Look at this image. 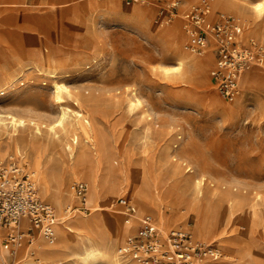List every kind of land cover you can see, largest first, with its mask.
Wrapping results in <instances>:
<instances>
[{
  "label": "rangeland",
  "instance_id": "374dc122",
  "mask_svg": "<svg viewBox=\"0 0 264 264\" xmlns=\"http://www.w3.org/2000/svg\"><path fill=\"white\" fill-rule=\"evenodd\" d=\"M200 1L179 0L176 14L167 20L165 0H134L129 4L121 0H40L37 5L30 6H24L26 4L18 0L12 3L14 5L10 3L13 0H0V112L16 113L24 118H27V113L36 112L53 118L61 106H69L71 115L80 110L82 117L89 115L96 132L100 128L105 132L114 147L118 170L115 178L119 181L128 176L133 162L143 161L153 169L147 173V179L156 176L161 189L175 190V175L170 167L176 164L178 173L186 179H192L189 173L194 170L198 174L196 177L201 176L200 181L203 176L201 198L213 191L226 197L220 208L228 210L227 200L236 195L251 202L255 193L264 194V64H254L253 69L244 73L252 75L257 72L259 80L242 85L239 98L233 101L219 95L211 84L212 44L206 48L212 61L201 71H189L184 76L174 77L163 74L159 68V65L173 64L177 48L190 51L186 47L187 36L181 13L190 4ZM205 1L211 10L209 18L216 11L237 15L240 20L245 17L229 10L228 0H218L217 3ZM232 1L247 8L259 0ZM77 7L81 9L80 14H77ZM133 9L142 12L135 14ZM261 17L260 23L264 25V11ZM243 27H240L239 36L247 39L243 36L246 28ZM249 37L264 43L254 35ZM52 60L56 61L58 69L64 70L59 80L65 82L72 92L71 95L64 93L63 101L54 100L50 76L44 70V65ZM131 94H135L141 104L128 109L125 98ZM210 95H215L218 103H213ZM235 103L238 104L236 109L229 111ZM36 121L37 124H32L25 120L26 133L33 131L35 124L44 132L46 126L40 122L42 120ZM57 132L62 152L60 149L50 159L53 166L61 163L62 159L69 160L70 149L65 148V142L73 145L70 136L64 139L65 133ZM6 139V132L1 130L0 150L3 154L0 159L8 154H20L12 153L15 151L10 150L13 142L7 145ZM175 143L176 147L173 146ZM27 150L22 143L20 151L25 156L20 155L35 171L38 194L62 216L65 204L58 209L43 196ZM188 167H191V172ZM75 179L83 180L89 187L88 180L80 174L66 180L72 205L78 201L70 188ZM123 190L126 192L127 188L101 190L97 202L87 200L90 205L87 210L75 208L70 213L66 212L70 217L65 220L80 214L94 225L95 231L111 235L114 231L112 216L126 220L119 205L114 204L118 196L125 195L119 194ZM186 192L188 196L192 194L190 190ZM168 204L170 202H163L159 211L147 213L161 230L177 227L193 235L190 228L195 222V213L182 208L178 210L180 216L166 219L168 215L175 216L173 210L177 209L176 206L170 208ZM240 213L243 214L242 211L235 213L226 235L246 229ZM134 223L128 233L135 230L137 222ZM4 228V235L12 231L10 226ZM4 235L0 242L2 246ZM192 237L210 241L206 235ZM254 237L255 264H264V230H257ZM220 250L225 257L224 250ZM15 253L8 249L3 251L5 258H0V261L12 264ZM59 257L57 259L62 264L73 261L70 256ZM34 261L45 264L37 260V254L32 255L30 264Z\"/></svg>",
  "mask_w": 264,
  "mask_h": 264
},
{
  "label": "bare ground",
  "instance_id": "6f19581e",
  "mask_svg": "<svg viewBox=\"0 0 264 264\" xmlns=\"http://www.w3.org/2000/svg\"><path fill=\"white\" fill-rule=\"evenodd\" d=\"M15 1L16 0H13V2L10 3L15 4ZM213 1L215 3L218 2V0ZM228 2L229 10L245 16L244 19L240 20L241 27H246H243L244 29L242 28L243 36L248 38L254 35L264 41V25L260 23L262 21L260 18H262L261 15L264 11V1L259 0L247 8L239 6L237 2L232 0H228ZM112 4H114V2ZM133 10L135 14L137 12H142L138 9ZM76 11L77 14H80L81 9L77 7ZM247 17L248 20L246 19ZM238 18L240 19V17ZM53 57L55 58V56ZM211 61L212 58L207 50L202 54L196 55V53L185 50L184 48H177L174 52L173 64L159 65V68H161L162 73L165 75L181 77L186 75L189 71L193 73L199 70L201 71ZM44 66H46L44 70L50 76L54 100L63 101L64 93L72 94L71 89L66 83L61 79L59 80L64 70L58 69L57 63L54 60ZM256 80H259V74L257 72L252 75H244V77H242V85H250ZM210 97L213 103H218V99H216L215 95H210ZM236 98H239V96ZM236 98H234V100ZM76 100L78 101V98H76ZM125 101L128 109H132L141 104V101L135 94L126 96ZM64 106H61V109L57 111L53 118L36 112V114L27 113V118L18 116L16 113L7 112L3 114L0 112V131L3 130L6 132L7 139L5 142L7 145L13 142L12 145L14 146H10V150L15 151L12 153L23 154V152L20 151V145L22 143L28 148L27 152L37 172L40 190L43 196L52 201L58 209H61L64 204V207L71 205L69 202L72 195L70 191L67 190L66 180L68 178H73L74 175L80 174L89 182V187L87 185L84 195L86 206H90L87 204V200L90 202H97L96 200L101 190L111 188L120 190L125 187L127 188V193L123 190L120 191L119 194H125L123 196H126L130 200L135 211L125 222L122 221V218H117L115 215L112 216L111 221L114 231L111 235H103L95 231L94 225L80 214L78 217L67 221L65 219L69 216L67 214L68 212L66 213L63 211L60 220H58L54 226V239L49 240L41 232L35 231L32 235V242L30 241V244H23L22 242L18 244L17 249L14 251L16 253L12 264H30V258H32L33 254H37V260L45 264H62V261L57 259L58 256L61 258V255L70 256L72 258L71 260H73L71 264H133L132 261L122 258L119 255L118 247L124 240L128 231L132 228V225L135 224L134 221L137 222L138 217L143 214L150 215L147 213L149 211H159L161 209L160 205L163 202H170V204L167 205L170 208L177 207V209L173 210L175 216L168 215L165 217L166 219L180 216L181 214L178 213V210H182V208H189V210L195 213V222L190 228L193 233L192 236L206 235L210 240L215 241L218 247L224 250L225 257L221 255L216 264H255L256 261L253 254V249L255 247L254 235L257 230H264V194L255 193L256 195H254V197L252 196L251 202L236 195L233 199H229L230 201L227 200L230 205L228 210L222 209L220 205L222 206L224 203L221 201H226V197L222 194L218 196L216 192L213 191L206 195V197L201 198V182H203V176L200 181L201 176L200 178L196 177L195 175L197 173L195 170L192 171L191 167H188V169H191L190 172L192 171L189 173L192 179L191 177L186 179L182 177V175L180 176V172L178 173L177 165L172 164L170 170L172 174L175 175L174 183L176 189L165 190L161 189L162 186H160V182L157 179L158 177L156 178V176L154 177L151 174L152 177L147 179V177H149L147 173L153 172V169L152 165L147 166L143 161L139 163L133 162L129 167L128 176L119 181L115 178V173L118 170L116 168L117 159L114 154V147L106 137L105 132L101 128L97 132L95 131L88 114L82 117L83 113L77 110V112L75 111L76 113H72L71 115L68 108L69 106ZM237 106L238 104L235 103L233 107L229 108V111H234ZM41 111L43 112V110ZM7 117L9 119H7ZM146 117L149 119L151 118L147 113ZM44 118L46 121H44ZM36 119L42 120L40 122H43L46 126L44 132L36 125L38 122ZM25 120H28L29 123L32 124L36 123L35 128L33 127V131L26 133L27 131H25L24 127L26 126ZM146 127H148V125ZM59 130L65 133L64 139L70 136V142H73V145L71 146V144L65 142V148L70 149L69 160L66 161L62 159L61 163L53 166L50 165L49 161L52 156L58 154L61 149L59 133L57 132ZM160 134L159 132V138ZM155 135L157 134L155 133ZM173 146L176 147V143L173 144ZM2 154L3 151L0 150V156ZM166 159H169L168 155ZM181 162L185 161L182 160ZM155 169L156 166L154 170ZM119 171H122L121 167ZM33 172L35 174L34 170ZM186 190H190L192 194L190 192L191 195L188 196ZM95 204L98 206L100 205L99 203ZM114 204H117L116 201ZM260 204H262V206H260ZM119 208L122 210L120 206ZM238 211L243 212V214L240 213L242 215L241 220L246 224V229L226 235V230H228L229 226L234 222L235 213H238ZM162 215L163 214H160L161 217ZM128 220L134 221H132V223H126ZM27 226L28 221L24 216L20 218L17 225L10 226V229L12 231L16 229L25 230ZM157 226L160 228L159 225ZM4 227L9 226H0V242L2 241L4 230L6 229ZM0 246L1 257L3 251H7V249L3 248L1 243Z\"/></svg>",
  "mask_w": 264,
  "mask_h": 264
},
{
  "label": "built area",
  "instance_id": "2783aa9c",
  "mask_svg": "<svg viewBox=\"0 0 264 264\" xmlns=\"http://www.w3.org/2000/svg\"><path fill=\"white\" fill-rule=\"evenodd\" d=\"M20 1L30 3V0ZM123 1L131 3L134 0ZM165 4L168 20L176 14L179 0H165ZM210 14L209 3L205 0L190 4L181 13L187 36L186 47L202 54L212 44L214 63L209 69L211 83L219 95L232 101L242 91L244 73L254 64L264 62V43L253 37L243 40L239 36L241 22L237 16L216 11L209 18ZM70 188L78 201L66 206L65 212L75 208L87 210L89 207L84 204L87 184L75 179ZM116 203L122 208L125 219L135 211L126 196H118ZM24 216L28 221L26 229L7 232L3 239V248L12 253L20 242L30 243L35 231L53 240L54 226L60 216L53 205L38 194L35 174L27 166L23 155L8 154L0 159V226L17 225ZM118 252L133 264H216L221 256V250L214 241L193 238L189 231L182 228L161 230L148 214L138 217L135 230L125 236ZM0 264L4 262L0 261Z\"/></svg>",
  "mask_w": 264,
  "mask_h": 264
},
{
  "label": "crops",
  "instance_id": "0c3cea01",
  "mask_svg": "<svg viewBox=\"0 0 264 264\" xmlns=\"http://www.w3.org/2000/svg\"><path fill=\"white\" fill-rule=\"evenodd\" d=\"M19 1V3H21V4H23L20 0H18ZM37 1H40V0H30V3H28V4H26V5H24V6H30V5H37L38 3H37ZM122 2H124L123 0H121ZM125 3V2H124ZM126 4H129V3H126ZM243 40H246V39H243ZM212 56H213V58H214V53L212 52ZM254 67H251L249 70H247L246 72H249L251 69H253ZM245 72V73H246ZM210 77V76H209ZM210 81H211V79H210ZM212 84V83H211ZM213 86V85H212ZM5 235H6V233H5ZM4 235V236H5ZM0 258H5V256H3V253L1 254V257Z\"/></svg>",
  "mask_w": 264,
  "mask_h": 264
}]
</instances>
